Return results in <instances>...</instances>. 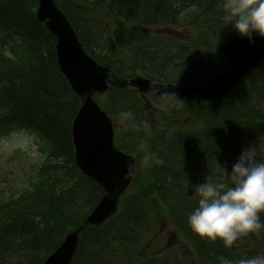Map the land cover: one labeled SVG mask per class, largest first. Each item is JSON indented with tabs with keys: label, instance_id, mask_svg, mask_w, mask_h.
Masks as SVG:
<instances>
[{
	"label": "trees",
	"instance_id": "trees-1",
	"mask_svg": "<svg viewBox=\"0 0 264 264\" xmlns=\"http://www.w3.org/2000/svg\"><path fill=\"white\" fill-rule=\"evenodd\" d=\"M62 7L68 11L76 29L78 30L84 44L87 49L103 64H109L113 67L115 63L124 61L127 57V62L118 69V72L122 75L131 76L137 72H143L152 77L153 79H164L167 81L176 82H194V83H208L213 76L218 73L224 72L227 69L224 58L214 51L212 45H219L229 36L236 35L231 25L227 24L224 19L223 9L216 7L212 0H170L168 9L176 13V17H170L169 19H163L162 16L158 18L157 12L147 9L143 3L134 2L131 0L132 5L136 4L139 12H137L139 21L134 24L122 25L119 20L116 21V10H118V4L120 2L114 0H57ZM124 1V0H119ZM221 5L222 2L218 0ZM183 3V4H182ZM27 4V3H26ZM72 7V10L70 11ZM144 8V9H143ZM26 9L32 13V10L26 6ZM181 12V15L179 11ZM94 15L92 20L100 25L109 26V31L106 34L102 33L103 39L92 42L93 36L89 25L90 22H85L87 16ZM179 17V18H178ZM171 26L177 30H183L185 32L186 39H180L177 37L160 35L153 42H145L144 37L149 34L153 28L160 26ZM35 28L32 30L30 26L25 28L23 38L34 43L40 49L47 50L46 54L31 52L19 54H9L6 49L1 51L2 63L6 71L7 77L0 83V134H5L18 127H26L30 129L38 130L50 138L51 142V156L48 159L39 173H37L33 182L35 190H27L22 197L18 199L10 198L4 200L0 195V206L5 210L7 218H0V232L8 227L10 224L14 225L17 222L16 216L12 213L15 206L24 210L29 209L30 204H40L47 196H51L59 202H63L67 198L74 196L70 201L72 203L64 205L63 207L51 208L47 203L42 202L38 211L43 215L44 221L36 219L30 213H26L25 216L31 217V226H22L20 231V237L17 238V246L33 245L35 238L40 240L39 248H35L34 253L30 256H21L12 253L11 261L5 264H42L44 259L52 252L53 248L63 240L68 228H64L59 220H65L68 217H75L76 220H71L70 223H76L82 221L84 217L92 210L98 199L102 195L100 187L91 182V180L83 177L77 167L74 165L73 147L71 141V122L74 118L80 102L75 93L69 86L67 79L61 73L55 51V38L48 32L44 25H33ZM145 45L150 52L141 60H136L137 55L131 56V53L138 50L137 46ZM205 45V46H204ZM185 47L192 48L197 51L203 58L207 55H203L201 52L206 48L210 49V54L215 57V61L209 64H202L198 61L188 59V55L182 50ZM49 56H45L48 55ZM163 55H171L174 58L172 63L163 64L160 62L159 57ZM37 57H46L47 63L49 59L55 64V72L57 70L56 82L49 84L45 89L48 91L47 95L41 96L43 98L42 103L37 102V95L34 100L15 93L13 88V73L19 70L21 67H30L32 65V59ZM190 62H195L198 68V73L202 75L201 78L188 77V65ZM151 64L138 69L142 64ZM39 65V63H38ZM42 66V65H41ZM38 67V68H41ZM171 68L176 71L175 77L171 75ZM2 73L0 75H2ZM12 73V75H10ZM33 73V72H32ZM10 75V76H9ZM38 75V74H37ZM51 79V77H49ZM52 80V79H51ZM264 81V65L260 67L258 71L246 77L240 84L232 88L226 96L218 101L212 103L213 105L208 109L211 112L215 106L222 105L228 106H241L244 104L243 98L247 97L249 93L256 92L260 87L259 83ZM253 88V89H252ZM258 92V91H257ZM114 94L120 99V103L125 104L123 111L130 112L131 117L135 114L131 109H135L140 103V94H135L132 90L113 89L111 88L107 94L109 97ZM132 99V105L125 102L126 99ZM169 99V98H168ZM180 101L184 108L193 104L199 105L203 108L200 102L196 101ZM180 105V104H179ZM105 106L107 109L113 110L111 104L106 100ZM183 108V110H184ZM175 110L171 109L170 114H174ZM190 115L200 118L202 120L201 112L189 111ZM205 114V113H203ZM259 125L264 126V115L259 120ZM159 132H150V129L144 128L133 133L136 135L138 141L129 144L124 142V137L120 134L118 136L119 145L132 152L144 151L148 154V161L150 162V152L155 141H176L178 138H182L187 133H194V129L191 127L175 126L173 128L167 126ZM176 135V136H174ZM126 141V140H125ZM254 144L257 146L255 152L258 154V159H264V128L261 136L256 139ZM240 150L233 149L231 153H227L228 159L236 160L240 156L238 154ZM220 152H212L205 155V159H214L222 157ZM61 155H65L64 158ZM224 157V156H223ZM61 160L66 163V165ZM187 172V171H186ZM185 172V173H186ZM187 178L186 189L183 190L188 199L193 203L194 200H198V196L195 192H190L189 185H199L192 181L191 178ZM159 180H154L147 175L139 177L136 181L131 192L124 197L121 210L118 214L109 222L103 226L94 227L91 229L97 233H106L107 229L119 226V231L113 234L109 233L111 239V246L113 250L109 252L112 262L105 261L103 258L104 253L94 255L89 252L86 246L88 242L85 237L82 236L79 251L85 252L87 256H90L94 264H134L135 260H141L148 264H172L175 260L157 258L154 255L152 249H144L146 240L155 229V224L159 219L157 211L162 212V216H165L177 229V231L183 235L187 241L191 243L196 252L194 264H210L215 259H220L221 254H225L228 259L230 256L242 258L254 256L258 253H264V230L253 233V238L250 234L240 237L239 244L232 247H221L219 242H210L206 239L200 238L195 235L187 224V209H182V213L172 214L170 210L163 207L161 197L149 193V189L152 186L157 185ZM165 184L163 180L160 182ZM89 189V190H88ZM164 193V191H163ZM147 194V197L144 196ZM36 195L41 196L38 198ZM77 200V203L75 200ZM167 204L171 206L169 197L165 198ZM147 206L149 207L147 209ZM145 212L148 214V225H144L143 220L141 222L133 221V226L127 222L126 213L129 211ZM61 216H60V215ZM262 220H264V214ZM68 216V217H66ZM56 220V221H55ZM55 221V223L53 222ZM44 222V228L42 229L38 223ZM58 225H57V224ZM56 224V225H55ZM153 225V231H148ZM57 228V230H56ZM53 231H52V230ZM54 234L59 235L56 240ZM107 234V233H106ZM96 236V235H95ZM252 236V235H251ZM89 237V236H88ZM126 237L130 238V242L126 241ZM131 239L138 240L140 243L132 250L131 254L128 250L131 245ZM90 243L93 245L91 239ZM3 239L0 233V255L2 253ZM31 245L29 247H31ZM223 245V244H222ZM81 246H83L81 249ZM77 252V253H78ZM78 255H76L77 257ZM178 261V260H177ZM0 264L1 258H0ZM183 264H190L186 262Z\"/></svg>",
	"mask_w": 264,
	"mask_h": 264
},
{
	"label": "bare ground",
	"instance_id": "bare-ground-1",
	"mask_svg": "<svg viewBox=\"0 0 264 264\" xmlns=\"http://www.w3.org/2000/svg\"><path fill=\"white\" fill-rule=\"evenodd\" d=\"M120 2L118 4V10H116L117 16H115L116 21L126 26L129 24H134L139 21L137 12L139 10L136 8L138 5H132L131 1L143 3L144 6L154 12L158 18L162 16V18L169 19L170 17H176V13L173 14L171 9H168L170 0H114ZM223 3V0H220ZM56 6L44 4L41 0H0V74L2 71H6L3 67V57L1 51H3L2 47L7 50L9 54L14 53H27L31 52L34 54L44 53L46 54L47 50L40 49L34 43L30 42L23 38V33L25 32V28L27 29L30 26L32 30L35 28L38 32V29L33 25H44L45 23L41 21L40 15L53 14V18L57 17L55 13H61L67 15L69 19L71 17L68 14V11L65 7H62L59 2L56 0ZM27 3V4H26ZM212 3L219 8H222L221 3L218 0H212ZM183 4V3H182ZM28 6L32 13L28 9ZM170 8V7H169ZM144 9V8H143ZM72 10V7L70 11ZM180 15L181 12L178 10ZM170 16V17H169ZM85 18V22H90L89 28L92 33L91 40L92 42H96L103 39L102 33L106 34L109 31V26L100 25V23H96L92 21L95 16L90 15ZM179 18V17H178ZM72 20V19H71ZM171 26H163L162 29H156L151 31L144 37L145 42H153L157 37L161 35L164 29H169ZM102 32V33H101ZM99 39V40H98ZM57 44H55V47ZM205 46V45H204ZM214 51L217 52L220 45H212ZM138 50H135L131 53V56L137 55L136 60L141 61L150 50L145 45L137 46ZM56 51V59L58 62V53ZM185 54L188 55L189 60L198 61L204 64H209L215 61V57L210 54V49L206 48L201 53L203 55H207L203 58H198L200 56L197 51L192 48L185 47L182 50ZM151 52L149 55L151 56ZM45 56H49L45 55ZM129 57H127L124 61L115 63L113 67L109 64H105V67H108L110 71H113L121 78L128 79V76L122 75L118 72V69L121 65L125 64ZM161 63H172L174 58L171 55H163L159 57ZM47 58L37 57L32 59V65L28 67H21L19 70H16L13 73V88L15 89V93L20 95L23 93L24 96L28 97L31 100L35 99L37 95V102L42 103L43 98L41 96L47 95L48 91H46V87L49 84H53L56 82L57 70L55 72V64L50 61L49 64L46 62ZM39 63V65H38ZM195 62H190L188 65V77L193 78H201L202 75L198 73V68L196 67ZM42 65V66H41ZM151 65L142 64L138 69H142L145 66ZM41 68H38L40 67ZM171 75L175 77L176 71L171 68ZM33 72V73H32ZM38 74V75H37ZM12 75V73L10 74ZM9 75V76H10ZM7 77V74L2 73L0 75V83ZM51 77V79L49 78ZM109 84V82H107ZM199 85L200 83H195ZM259 88L256 92H251L247 97L243 98L244 104H240L241 106H228L223 107L222 105H217L211 112H208V109L213 105L212 103L218 102V99H208L202 100L200 103L203 105V108L199 105H189L184 108L185 113L188 115L184 116V120L189 116V111L201 112V116L204 120L192 116V119L188 122L189 126L194 129V133H187L182 136V138H178L176 141H162L157 140L154 142L152 146V150L150 152V162L146 164L138 165L137 167L142 168L141 170L135 172V175L138 177H143L147 175L150 178H154V180H159L157 185L152 186L149 189V193L154 195H160L163 207L167 210H170L172 214L182 213V209H187V217L192 209L196 206L197 201L194 200L192 203L187 195L183 192L186 189V184H184L187 180L185 175L188 178H191L192 181L201 184L204 183L205 180L209 182H223L227 180L228 174L231 173L232 166L236 163V160L228 159L227 153H231L233 149L240 150L238 154H241L242 151L246 149L253 148L256 150V145L254 142L261 136L263 132L264 126L259 125V120L264 115V81L263 83H259ZM253 89V88H252ZM258 91V92H257ZM173 110L176 112H181L182 107L180 105H175ZM205 113V114H203ZM185 126H183L184 128ZM176 136V135H174ZM212 152H220L219 154L222 157L214 158V159H205V155ZM224 156V157H223ZM62 158L65 155H61ZM238 158V157H237ZM62 164L66 163L64 160ZM187 171V172H186ZM186 172V173H185ZM161 180L165 182L166 185L161 184ZM92 183L101 186V183L98 180H91ZM89 190V189H88ZM164 191V193H163ZM38 198L41 196L36 195ZM147 197V194L144 198ZM170 199L171 206L166 203L165 198ZM74 198V196H73ZM72 197L67 198L63 202H59L51 196H47L42 202L47 203V205L51 208L55 207H63L64 205L70 204ZM75 200V199H74ZM77 203V200H75ZM41 202V203H42ZM40 203V204H41ZM40 204L34 205L30 204L29 209L24 210L26 208L19 209V207L15 206L13 208L12 213L16 216L17 222L16 224H10L8 227L4 228L0 233L3 239L2 244V253L0 255L1 263L5 264L12 259L10 258L12 253L18 254L21 256H30L34 253L35 248H39L40 240L35 238V242L31 247L28 246H17V238L20 237V231H22V226H31V217L25 216L26 213L32 214V216L36 219H41L44 221V214L42 215L38 209ZM184 207V208H183ZM149 207L147 206V209ZM30 210V212H29ZM60 215V214H59ZM61 216V215H60ZM68 217V216H66ZM263 217V215H261ZM0 218H7L5 215V210L0 206ZM127 222L134 227L133 221L135 222H143L144 225H148V214L145 212L138 211H129L126 213ZM262 219V218H261ZM71 220H76L75 217L71 216L66 218L65 220H59L61 225L64 228H68L69 230L72 228H78L82 236L85 237V240L88 242L86 246L89 249V252L98 255L104 253L103 258L105 261L110 263L112 262V258L109 254L113 250L111 246V239L109 237V233L116 234L119 231V226L114 228L107 229L106 233H95L89 224L84 223L83 221H78L76 223H70ZM56 221V220H55ZM55 221H53L55 223ZM40 227L44 228V222L38 223ZM57 224V223H56ZM55 224V225H56ZM58 225V224H57ZM52 230V229H51ZM57 230V228H56ZM53 231V230H52ZM150 232L153 231V225L151 224ZM96 235V236H95ZM89 236V237H88ZM54 238L57 240L59 235L54 234ZM92 241L93 245L90 243ZM126 241L130 242V238L126 237ZM240 240H237L234 245L239 244ZM138 240L131 239V245L128 253L131 254L132 250L139 244ZM220 246L223 247L222 242H219ZM83 246H81V249ZM56 249L53 248V250ZM80 249V247H79ZM111 250V251H110ZM83 251V250H82ZM79 251L77 253V257L75 258L74 264H94L90 256H87L85 252L82 253ZM240 258L230 256V259L225 254H221L220 259H213L210 264H227V262H231V264H235ZM134 264H148L141 260H135Z\"/></svg>",
	"mask_w": 264,
	"mask_h": 264
},
{
	"label": "water",
	"instance_id": "water-1",
	"mask_svg": "<svg viewBox=\"0 0 264 264\" xmlns=\"http://www.w3.org/2000/svg\"><path fill=\"white\" fill-rule=\"evenodd\" d=\"M41 2L56 6L55 0ZM52 15L39 17L58 38L57 53L61 69L84 99L83 108L73 124L77 165L83 172L98 180L106 191L95 211L86 219V224H100L117 210L119 195L129 184L135 169V159L124 156L115 148L111 121L96 101L97 94L107 88V82L120 87H138L145 91L183 97L199 95L203 98H220L264 60V38L255 37L254 46L247 39L230 38L219 50L228 57L231 69L226 74L217 76L206 88L152 83L143 76L120 79L108 67L97 64L87 55L65 14L55 13V18ZM110 76L112 80L109 79ZM72 243L75 241L73 234H70L63 245L65 247L46 264H69L68 257L73 252Z\"/></svg>",
	"mask_w": 264,
	"mask_h": 264
},
{
	"label": "clouds",
	"instance_id": "clouds-1",
	"mask_svg": "<svg viewBox=\"0 0 264 264\" xmlns=\"http://www.w3.org/2000/svg\"><path fill=\"white\" fill-rule=\"evenodd\" d=\"M222 9L239 38L253 46L255 37L264 38V0H223ZM194 189L198 200L187 224L198 237L232 247L241 236L264 230V159H258L253 148L241 152L226 181L205 180ZM235 264H264V253L242 257Z\"/></svg>",
	"mask_w": 264,
	"mask_h": 264
},
{
	"label": "rangeland",
	"instance_id": "rangeland-1",
	"mask_svg": "<svg viewBox=\"0 0 264 264\" xmlns=\"http://www.w3.org/2000/svg\"><path fill=\"white\" fill-rule=\"evenodd\" d=\"M164 30L168 31V29ZM145 100V105L142 110L135 108L131 109V111L136 116H138L139 112L141 111L145 116L150 118L151 122L154 124L155 120H160L163 118L164 104L160 103L155 97ZM125 102L129 105H132L131 98L126 99ZM185 115L188 114L186 113L181 116H174L173 119L185 125L186 120L183 118ZM115 122H117V120ZM117 125H119L118 122L116 123V126ZM38 140L39 138L37 139L35 135L28 132L14 133L8 138L0 139V182H4V185L7 189L6 192L15 194L16 191L21 189L25 184V170L28 168V164H32V161H39V159L42 157V152H39L38 150ZM42 143L43 141L41 139V144ZM16 149L22 150L24 152L27 151V162H19V164H11L9 162L8 156L14 153Z\"/></svg>",
	"mask_w": 264,
	"mask_h": 264
}]
</instances>
